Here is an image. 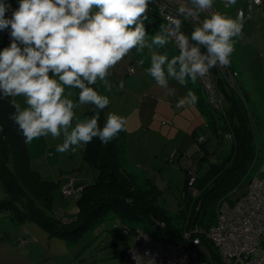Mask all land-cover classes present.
Returning <instances> with one entry per match:
<instances>
[{
  "label": "clouds",
  "instance_id": "obj_1",
  "mask_svg": "<svg viewBox=\"0 0 264 264\" xmlns=\"http://www.w3.org/2000/svg\"><path fill=\"white\" fill-rule=\"evenodd\" d=\"M154 0H0V33L9 43L0 47V101L13 99L11 119L25 143L42 137L61 139L57 153L75 151L98 139L107 146L126 131L124 116L109 112L103 125L101 112L110 104L112 70L133 50L162 48L175 37L179 55L152 51L147 74L169 97L175 80L184 86L206 78L217 66H230L235 40L244 28V14L233 18L213 12L195 26L190 35L181 29L185 21L213 8L216 0H184L171 25L147 39L145 20ZM261 0H253L259 4ZM238 0H223L229 8ZM10 15H7L9 14ZM181 17L183 19H181ZM118 87L123 89L121 82ZM77 90V99H72ZM199 97L188 91L175 104L186 109ZM92 106V115L78 119L76 110Z\"/></svg>",
  "mask_w": 264,
  "mask_h": 264
},
{
  "label": "rangeland",
  "instance_id": "obj_2",
  "mask_svg": "<svg viewBox=\"0 0 264 264\" xmlns=\"http://www.w3.org/2000/svg\"><path fill=\"white\" fill-rule=\"evenodd\" d=\"M11 2L13 5L16 0ZM247 7V0H238L236 5L229 8L223 6V0H216L213 6L233 18L239 8L247 11ZM200 15L206 17L204 12ZM146 30L150 41L153 35L162 33L164 28L158 31L150 28ZM152 51L167 53L169 58L179 55V49L171 38L162 48L133 50L112 70L113 74L109 78L113 85L111 91L99 83L95 87L98 92L110 98L105 118L109 112H114L127 120L126 131L118 148L119 167L133 174L139 186L145 187L147 178L159 193L158 203L175 216V212L185 206L184 196L187 192H192L189 197L191 207L197 204L202 195V189L197 191L195 187L190 190L189 172L185 170L190 162L189 156L200 147L197 139L202 138L205 150L213 155L212 159L203 162L198 177L206 173L211 162L220 163L231 155L232 144L225 134L220 142L198 104L186 109L175 108L177 100L191 89L193 92L197 90L199 98L206 104L205 93L203 95L199 80L195 83L188 81L190 86H181L170 79L169 86L175 88L176 94L169 97L167 90L156 85L146 72ZM232 60L239 72L240 89L251 110L253 121L257 123L254 147L256 155L260 152V157L252 173L264 179V4L253 9L251 18L244 19L243 31L235 40ZM131 68L134 70L132 73ZM121 82L123 89L118 87ZM72 99L76 101L77 90H72ZM14 100L24 106L23 98L17 97ZM91 107L80 106L76 110L77 118L84 119L86 109ZM59 143L61 139H53L51 136L28 143L31 167L43 179L55 182L53 210L66 225H73L76 219L72 216L79 211L80 185L83 180L94 183L100 172L85 162L86 145L61 154L56 152ZM217 154L222 158H218ZM72 180H75V184L71 186L70 194L64 195V187ZM6 199L8 194L0 181V200ZM9 214L0 212V264H124L129 249L135 243L136 233L132 231L123 234V228L127 225L134 226L135 230L144 227V221H133L111 213L88 230L81 240L71 243L51 238L46 230L35 223L15 224L10 220L11 217L8 218ZM260 244L263 250L264 235ZM218 252L214 246L209 253H205L213 264H223ZM213 253H216L214 257L217 259H213Z\"/></svg>",
  "mask_w": 264,
  "mask_h": 264
},
{
  "label": "trees",
  "instance_id": "obj_3",
  "mask_svg": "<svg viewBox=\"0 0 264 264\" xmlns=\"http://www.w3.org/2000/svg\"><path fill=\"white\" fill-rule=\"evenodd\" d=\"M16 6L14 3L13 8ZM149 6L151 11L147 12L146 29L158 31L162 27L164 30L161 31L164 32L166 28L162 19L158 17L156 8L151 4ZM194 27L185 21L188 35ZM8 43L7 34L0 33V47L7 46ZM212 71L216 76L218 90L224 98V110L212 108L205 95L206 104L199 98L198 106L206 115L214 134L217 135L219 130L232 131L235 141L231 143V155L220 163L211 162L206 173L197 176L195 187L197 191L202 189V195H199L194 206H190L189 197L192 192H187L184 196L185 206L173 216L170 210L158 203L159 193L147 178H145L146 186H139L133 174L119 167L118 148L120 140L124 137L123 131L107 146L101 145L98 139L86 145L84 160L100 173L94 183L83 184L78 199L79 211L72 216L76 221L73 225H66L53 210L55 182L43 179L31 167L28 143H25L22 133L11 119L14 111L13 98L0 101V181L8 194V199L0 200V212H9L16 224L35 223L46 230L51 238L71 243L81 240L88 230L94 228L111 213L133 221H144V227H141L143 230L160 240L176 244L183 241V231L186 227L192 230L199 225L207 232L216 221L219 199L244 180L252 160L256 157L254 147L256 124L244 94L232 90L224 79L218 77L216 68ZM199 85L202 88L200 83ZM195 92L198 95V91ZM106 109L101 112L99 121L101 126L106 120ZM90 115H92V107L85 111V117ZM209 157L204 143L200 144L197 151L189 156L191 162L185 170L190 172L192 167H200ZM125 227L135 230L134 226ZM201 241L202 257L213 264L209 255L205 253L213 249L212 241L206 235L201 236ZM213 254V259H217L214 257L216 253Z\"/></svg>",
  "mask_w": 264,
  "mask_h": 264
},
{
  "label": "built area",
  "instance_id": "obj_4",
  "mask_svg": "<svg viewBox=\"0 0 264 264\" xmlns=\"http://www.w3.org/2000/svg\"><path fill=\"white\" fill-rule=\"evenodd\" d=\"M184 0H154L151 4L156 8L158 17L162 19L164 26L168 29L171 19L175 17L176 10ZM247 11L239 8L236 12H242L245 19L252 17L255 7L263 5V0L259 4L253 0H247ZM148 11H151V7ZM219 10L212 8L205 13V16ZM220 12V11H219ZM181 19H183L181 17ZM204 17L194 16L188 20L194 26L199 25ZM181 31L188 35L185 30V22ZM171 40L178 48V41L175 37ZM218 77L225 80L227 85L242 93L239 85V72L234 67H216ZM134 72L131 68L130 73ZM207 101L216 110H224V98L218 90L216 76L211 70L206 78L199 80ZM225 134L230 143L235 141L234 133L231 131H218V139L222 143V136ZM202 138L197 139L202 142ZM199 167H192L189 172L188 185L192 191L198 179ZM75 180L68 183L63 189L64 195H69L71 186ZM132 232L131 228L124 227L123 234ZM135 243L129 249V256L124 264H211L209 260L202 257L203 248L201 236L206 235L218 249L219 255L224 264H264V249L261 250L260 239L264 235V179L258 175H253L247 179L246 184L237 187L228 194L222 196L216 208V221L207 230L199 225L194 229L185 228L183 231V241L179 244L160 240L146 230H134Z\"/></svg>",
  "mask_w": 264,
  "mask_h": 264
},
{
  "label": "bare ground",
  "instance_id": "obj_5",
  "mask_svg": "<svg viewBox=\"0 0 264 264\" xmlns=\"http://www.w3.org/2000/svg\"><path fill=\"white\" fill-rule=\"evenodd\" d=\"M213 108V107H212ZM258 160H259V155L257 154L256 155V157H255V159L253 160V162H252V164H251V167L249 168V171L247 172V174L245 175V178H244V180L239 184V185H237V187H239V186H243L244 184V182L246 183V180L249 178V177H253V173H252V171H254V166L258 163ZM237 187H235V188H237ZM235 188H233V189H235ZM232 189V190H233ZM139 229H141V230H143L142 228H139Z\"/></svg>",
  "mask_w": 264,
  "mask_h": 264
},
{
  "label": "crops",
  "instance_id": "obj_6",
  "mask_svg": "<svg viewBox=\"0 0 264 264\" xmlns=\"http://www.w3.org/2000/svg\"><path fill=\"white\" fill-rule=\"evenodd\" d=\"M264 4V3H263ZM263 6V5H262ZM217 10H219V9H217ZM165 47V46H164ZM231 60H232V58H231ZM231 67H234V69H235V64L233 63V60H232V62H231ZM237 70V69H236ZM192 90V89H191ZM201 90H202V88H201ZM202 92H203V90H202ZM203 95H204V92H203ZM106 119V118H105ZM255 124H257V123H255ZM194 135H198V134H196V133H194ZM215 136H217L216 134H215ZM205 144V143H204ZM231 144V143H230ZM221 147H222V144H221ZM259 157H260V152H259ZM209 159H208V161L210 160V159H212L211 158V156H213V155H211V154H209ZM214 156L216 157V154H214ZM217 157L218 158H222V156H218V154H217ZM217 160V159H216ZM191 162V161H190ZM201 166H202V164L200 165V167H199V170H200V168H201ZM83 184H85V183H90V182H88V181H86V180H83V182H82ZM81 183V184H82ZM83 184L82 185H80V190L82 189V187H83ZM10 217V214H9V216H8V218ZM12 222H14V220H12V219H10ZM16 224V223H15Z\"/></svg>",
  "mask_w": 264,
  "mask_h": 264
}]
</instances>
